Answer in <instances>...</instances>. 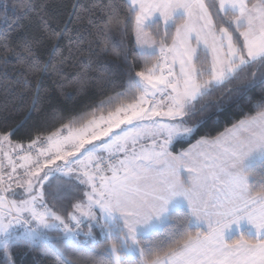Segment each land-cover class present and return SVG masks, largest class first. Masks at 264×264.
I'll list each match as a JSON object with an SVG mask.
<instances>
[{"label": "snow or ice", "instance_id": "6c2138e0", "mask_svg": "<svg viewBox=\"0 0 264 264\" xmlns=\"http://www.w3.org/2000/svg\"><path fill=\"white\" fill-rule=\"evenodd\" d=\"M20 6L40 18L49 39L61 38L46 3ZM92 7L103 19L84 10L89 47L125 67L85 72L100 83L123 76V89L27 143L0 134L3 264H15L13 247L53 243L57 264H68L66 250L81 243L98 250L79 264H264V0H93ZM114 28L134 33L138 63L112 41ZM0 39L26 65V87L30 73L48 71L34 51L38 39L19 51ZM226 106L240 118L214 137L201 133L207 114L218 120ZM242 222L248 231L227 239Z\"/></svg>", "mask_w": 264, "mask_h": 264}, {"label": "trees", "instance_id": "16d2710c", "mask_svg": "<svg viewBox=\"0 0 264 264\" xmlns=\"http://www.w3.org/2000/svg\"><path fill=\"white\" fill-rule=\"evenodd\" d=\"M21 2L0 0V36L6 37L9 46L17 51L25 41L38 39L40 42L34 46V51L49 67L46 73H30V85L26 87L21 75L26 65L18 64L12 52L0 48V134L12 132L13 141L27 143L35 134L50 132L72 115L91 109L101 99L123 89V76L115 77L118 81L116 84L100 83L94 79L97 73H86V67L96 69L107 63L123 69L125 65L115 56L102 53L99 47H89L88 41L94 39L88 23L91 11L97 13L93 19H103L99 9L92 7L93 0H36L37 3H46L47 18L52 28L62 33L59 40L49 39L41 31V21L36 14L24 15ZM121 13L127 18L128 13L123 8ZM132 34L131 30L122 34L119 28H114L111 39L123 45L130 62L138 63ZM0 43H3L2 39ZM219 96L220 90H215L212 99ZM226 108L218 120L214 112L208 113V122L201 133L207 132L214 137L226 126H231L233 120L240 118L241 114L233 112L230 107ZM56 113H61L62 117L53 120ZM190 230H196L195 226H191ZM59 235L57 232L49 233L53 238ZM94 235L98 242L102 241V236ZM79 239L85 241L87 238L81 235ZM58 247L54 243L38 248L19 245L11 249V255L15 264H57L53 249ZM97 250L92 244L81 243L67 249L65 259L68 264H79L88 261ZM0 264H3L2 254Z\"/></svg>", "mask_w": 264, "mask_h": 264}, {"label": "crops", "instance_id": "0c3cea01", "mask_svg": "<svg viewBox=\"0 0 264 264\" xmlns=\"http://www.w3.org/2000/svg\"><path fill=\"white\" fill-rule=\"evenodd\" d=\"M17 191H20V190H17ZM193 226H195V225H193ZM247 227L248 226L246 225V223H243V222L240 226V229H237L236 226L233 225L231 230L226 232V238L230 240L233 236L239 235L241 231L247 232L248 231Z\"/></svg>", "mask_w": 264, "mask_h": 264}, {"label": "rangeland", "instance_id": "374dc122", "mask_svg": "<svg viewBox=\"0 0 264 264\" xmlns=\"http://www.w3.org/2000/svg\"><path fill=\"white\" fill-rule=\"evenodd\" d=\"M161 27H162V22H161ZM132 38H133V42H134V45H135V35H134V33L132 34ZM135 47H136V45H135Z\"/></svg>", "mask_w": 264, "mask_h": 264}]
</instances>
